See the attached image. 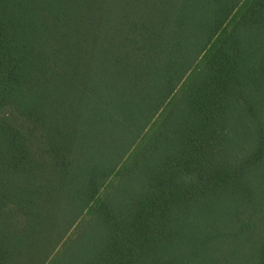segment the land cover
Listing matches in <instances>:
<instances>
[{
  "label": "trees",
  "instance_id": "obj_1",
  "mask_svg": "<svg viewBox=\"0 0 264 264\" xmlns=\"http://www.w3.org/2000/svg\"><path fill=\"white\" fill-rule=\"evenodd\" d=\"M0 264H264V0H0Z\"/></svg>",
  "mask_w": 264,
  "mask_h": 264
},
{
  "label": "rangeland",
  "instance_id": "obj_2",
  "mask_svg": "<svg viewBox=\"0 0 264 264\" xmlns=\"http://www.w3.org/2000/svg\"><path fill=\"white\" fill-rule=\"evenodd\" d=\"M61 89L58 90L57 94H56V98L54 100V107H56L58 104L55 103V101H58V100H61V102H64L68 95L64 94L62 95L61 93ZM104 192V190H103ZM86 213L83 214V216H85ZM83 219H87L86 217H79V220H77L64 234V236L62 237L63 239L60 241V243L57 245V249L60 247V245L62 244V241L65 240L66 241H69L71 239H73L75 237V235H77V231H76V227H77V224L79 223H85L84 221L81 222ZM67 237V238H66Z\"/></svg>",
  "mask_w": 264,
  "mask_h": 264
}]
</instances>
